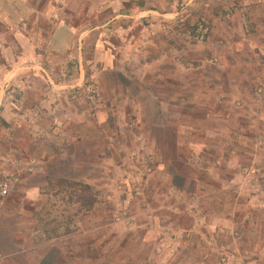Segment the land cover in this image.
I'll return each instance as SVG.
<instances>
[{"label": "rangeland", "instance_id": "rangeland-1", "mask_svg": "<svg viewBox=\"0 0 264 264\" xmlns=\"http://www.w3.org/2000/svg\"><path fill=\"white\" fill-rule=\"evenodd\" d=\"M178 9L184 17L178 18L170 26L145 25V33L143 29L130 30L122 22V28L117 29L113 25L116 21L111 17L101 30V43L100 37L94 41L95 44L93 40L96 37L87 40L83 59L85 85L71 89L67 95L90 114L74 126L88 125L93 121L98 124L101 120L98 125L100 133H88L87 136L81 134L79 139L86 142L88 148V153H85L89 154L86 156V174H94L90 163L98 161L93 158L95 155L92 145L96 144V156L104 158L101 170L106 180L100 181V185H97L99 188L77 182L72 179V175L68 176V180L56 178L55 182L50 181L54 189L70 193L69 199L64 197L60 200H64L65 205L70 202L71 207L67 210L69 212L55 215L53 209L52 212L48 211L45 203L43 215L39 217V226L43 229L44 236L38 240L34 238V244L48 241V234L51 237L62 233H76L79 222H86L88 227L91 219L97 218L102 220L104 229H108L107 232L104 231V240L113 237H108L107 234L109 229H114L113 235L119 238L115 242L116 252L109 256L106 254L108 250H104L93 259L87 248L86 253L84 252L86 257H80L81 260L74 258V263L132 264L134 257L131 256L137 251L130 247V240L140 238L139 226L144 217L141 209L137 208L136 201L144 198L149 181L158 179V161L169 159V170L189 176L194 171V180L182 181L175 177L174 183L194 191L196 196L206 189L212 192L217 190L215 196L208 197L214 203L208 211L214 208L215 211L212 212L215 216L225 212L221 216L227 217V221L213 220L210 232L206 233L211 244H208L209 248L204 250L196 264H264V71L258 68L256 59L251 57L252 68H249L247 76L241 78L240 71L238 77L239 69L237 71L234 67H239L244 58H239L240 51L229 49L228 45L231 40L243 41L240 22L235 24L231 35H226L228 30L223 22L219 26V35L216 34L218 32L211 34L206 22L194 21V7L191 10L186 6H179ZM228 19L233 24V19ZM200 26L208 31L204 37L198 32ZM163 29L166 30L162 34ZM215 35L218 40L213 39ZM97 43H100L99 50L95 49ZM224 45L226 52H221L222 48L225 49ZM199 57L203 61H197ZM69 63L65 74L75 68L77 60L72 58ZM229 66L233 68L228 70ZM33 80L31 77L29 82L35 83ZM239 81H247L245 92L241 93L240 98H236L233 93V96H228V91L229 94L232 91L240 92V89L234 87ZM35 85L41 89L38 84ZM5 88L3 90L6 93L12 90V87ZM221 93L225 95L221 96V101L211 102L205 99L206 95ZM19 97L15 93L7 102L1 103L0 108L7 111L8 115L7 119L0 117V153L7 161L9 158L16 160L17 155L12 152L15 150L14 142L26 154L25 158L31 161L36 156H44L45 151H42L41 145L51 144L62 138H73L70 136L72 134L53 135L41 131L35 135V130L30 126L35 120L46 126L54 122L46 118L18 117L20 122L16 126L17 133L13 134L15 131H10L15 118L13 114L33 105ZM219 107L222 112L218 113L216 120H209L208 127L206 123L201 126L194 124L203 114L213 112L214 109L215 113L220 112ZM62 119L58 120L63 127ZM208 129L212 131H209L210 134L206 133V138L209 143L217 145L215 148H204L197 153L185 145L200 141ZM179 143L181 144L178 145ZM201 156L211 161L212 167L216 168L209 176L205 175L208 171L202 167L192 165V159ZM202 170L205 174H202ZM9 173L17 176L10 170L0 168V182ZM30 175L31 171L28 186L32 183L47 184L43 175ZM18 184L19 180L12 186L9 195H0V206L12 211L24 207L29 212L30 203L23 200ZM44 187L48 189V185ZM130 199H133L130 206L134 207L125 206ZM203 202V198L194 202L197 214L203 213L195 205ZM61 206L58 208L59 212L62 211ZM94 206L97 207L96 210ZM66 220L72 227L67 228L63 224ZM22 221L27 229L25 233L30 235L29 214L26 219L18 218L15 213L0 216V252L8 257L14 256L16 251L10 246L11 242L7 241L6 235L10 233L14 237L17 225ZM86 236L89 241L91 236ZM198 237L202 235L198 234ZM22 241L27 252L26 255L17 256V264H37L31 256V237ZM42 246L45 247V244ZM14 262L2 264H15ZM64 263L63 260H56L43 264Z\"/></svg>", "mask_w": 264, "mask_h": 264}, {"label": "crops", "instance_id": "crops-1", "mask_svg": "<svg viewBox=\"0 0 264 264\" xmlns=\"http://www.w3.org/2000/svg\"><path fill=\"white\" fill-rule=\"evenodd\" d=\"M179 6H186L191 10L194 7V21L206 22L211 29V34L218 32L220 23L223 22L228 30L227 33L224 29L226 35H231L234 32L235 24L240 22L243 41L231 40L228 45L229 49L240 51L239 58H244L239 67H234L235 70L239 69L238 77H240V71H242L241 78L247 76L249 68H252L251 57L256 59L258 68H262L264 71V0H0V108L4 102L15 96V93L24 102L33 103L31 106H26V110L13 114L15 118L12 123L10 122L12 127L10 131H15L13 134L17 133L16 126L20 122L18 117L46 118L54 122L46 126L44 123H36L35 120L34 124L30 126L35 130V135L41 131L53 135L72 134L70 136L73 137L41 145L42 151H45L44 156H36L31 161L29 158H25L26 154L16 142L13 143L15 150H12L15 156L17 155L16 160L9 158L7 161L0 153V168L10 170L17 175L18 189L23 193V200L28 201L31 206L29 212L24 207L12 211L0 206V216L15 213L18 218L26 219L29 214L31 227L30 235H27L25 233L27 229L23 225L25 223L22 221L17 225L18 229L14 233V237L7 233V241L11 242L10 246L14 247L16 253L14 256L8 257L0 252V261H2L0 264L14 261L17 264V256L26 255L27 252L22 240L31 237L33 241L34 238L38 240L44 236L43 229L39 226V217L43 215L45 203L48 211L52 212L53 209L55 215L69 212L67 210H70V202L65 205L64 200L60 199L64 197L69 199L70 193L54 189L50 181L55 182L56 178L68 180L70 178L68 176L72 175V179L77 182L98 187L100 181L106 180L101 170L104 158L100 155L96 156V144L92 145L95 155L93 158L98 161L90 163L94 168V174L92 176L86 174V156L89 154L85 153H88V148L86 142L79 139L81 134L87 136L88 133L90 135L100 133L98 125L101 120L98 124L93 121L88 125L74 126L75 123L79 124L81 119H86L90 114L85 108L75 104L73 98H69L70 96L67 95L71 89L81 88L85 85L83 59L86 54L87 40L96 37L97 39L93 40V44H95L94 41L100 37L99 42L101 43V30L111 17L113 21H116L113 25L118 27L117 29H121L123 23L130 30L143 29L144 33L147 31L145 25L148 24L153 27L173 25L178 18L184 17L181 10L178 9ZM228 18L233 19V24ZM165 30H162V34ZM219 33L216 34L219 35ZM217 35L213 36V39H216ZM224 39L226 38L224 37ZM100 43L95 45L96 48L94 46L96 50L100 49ZM221 52H226V47L222 48ZM72 58L77 60V64L75 68L68 71V74H65ZM197 61L203 60L199 57ZM223 65L226 69V64ZM231 68L233 67L229 66L228 70ZM31 77L41 89L36 87L35 83L29 82ZM245 82L247 81H239L234 86L237 90L240 89V92L232 91L229 94L228 91L226 94L228 96L234 94L236 98H240L241 93L246 90ZM5 87H12L11 92L6 93V90H3ZM216 87L219 88V86ZM221 96L225 95L222 93L221 95L210 94L206 95L205 99L217 102L221 101ZM218 109L220 112L215 113L214 109L213 112L199 116L194 124L201 126L206 123V127H208L209 120L215 119L218 113L222 112L220 107ZM6 112L0 109V117L7 119ZM60 118L64 119H62L63 127L59 124L58 119ZM209 131L212 130L208 129L203 133L200 141L182 143V145L190 146L197 153L203 151L204 148H215L217 145L209 143L206 138V133L210 134ZM75 133L78 134V137H75ZM1 135L0 128V140L2 139ZM9 137L11 138V136ZM36 149L39 148L36 147ZM192 161L193 166L198 165L208 171L205 174V171L202 170V174L207 176L216 169L212 167L211 161L206 160L203 156L194 158ZM169 162V159L158 161L156 171L158 179L150 180L146 185L144 198L141 201L139 199L136 201V206L141 209L144 217L139 226L140 238L130 240V247L137 251L131 256L134 257V260L131 261L132 264H139L140 261L142 264H196L209 248L208 244H211L206 233L210 232L209 227H212L213 220L227 219V217L221 216V214L225 215V212H222L220 216H215L214 208L208 211V208L214 204L208 197L215 196L217 190L212 192L210 189H206L201 191V195L196 196L194 191L175 184V177L182 181L194 180V171L189 176L169 170L167 168ZM29 170L32 172L30 175L32 177L43 175L47 184L32 183L28 186ZM72 170H77V172L73 173ZM46 185H48V189L44 187ZM200 198H203L204 202L195 206L201 208L200 212L203 214H197V210L194 211V202ZM126 202L125 206L128 207L130 203L133 204V199ZM60 206L62 211L59 212ZM96 208L94 206V210ZM91 220V222L87 221L90 222L88 227L85 225L86 222H79L76 233L67 235L62 233L51 237L48 234V241L37 244H34L33 241L31 248L33 261L43 264L44 262L63 260L64 264H75L74 258L81 260L84 256L86 257L84 254L87 248H89L93 259L97 255H101V252H105L104 250H108L106 254L112 256L111 254L116 252L115 242L119 239L113 235L115 234L114 229H109L110 235L107 234L108 237H113L104 240V231L107 232L108 229H104L101 219L92 218ZM67 221H63V224L67 228L72 227ZM87 234L91 236L89 241L86 240ZM198 234H201L200 238L204 239H200ZM43 244L45 247L42 246Z\"/></svg>", "mask_w": 264, "mask_h": 264}, {"label": "built area", "instance_id": "built-area-1", "mask_svg": "<svg viewBox=\"0 0 264 264\" xmlns=\"http://www.w3.org/2000/svg\"><path fill=\"white\" fill-rule=\"evenodd\" d=\"M199 33H201L204 36L208 33L207 29H205L203 26H200ZM18 177L14 174H5L4 178L0 182V195L5 197L10 194L12 186L18 182Z\"/></svg>", "mask_w": 264, "mask_h": 264}]
</instances>
